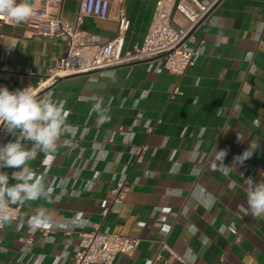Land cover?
<instances>
[{
    "label": "crops",
    "instance_id": "1",
    "mask_svg": "<svg viewBox=\"0 0 264 264\" xmlns=\"http://www.w3.org/2000/svg\"><path fill=\"white\" fill-rule=\"evenodd\" d=\"M112 1L110 19L87 18L83 29L106 43L118 36L119 17L126 16L131 23L125 36L127 53L144 42L159 0ZM30 3L34 6L36 0ZM78 9L76 0H60L53 11L74 24ZM214 16L216 25H202L196 31L194 46L205 43L202 56L182 77L158 73V63L150 71L143 63L58 84L55 99L66 101L67 123L75 132L58 140L53 154L56 161L44 177L46 186L55 177L67 179L76 174L77 158L69 155L63 138L85 149L87 160L94 149L108 150V162L101 166L90 194L67 198L71 189L62 181L51 202L40 199L22 204L23 223L43 207L54 226L49 233L37 231L29 246L25 243L26 224L19 230L18 222L6 223L0 241L8 252L0 251V264H19L27 252L35 256L36 264H60V253L72 250L69 243L77 235H64L58 225L80 230L83 226L75 219L77 213H83L91 227L141 240L134 256L119 255L114 264H146L159 253L158 264H264V217L253 219L247 214L245 184L248 177L256 182L264 179V37L257 41L255 35L264 20V0H223ZM31 35L20 26H4L0 34V82L9 80L15 89L36 86L66 52L62 39ZM22 80L24 86L19 87ZM120 127H129L135 139L125 142L117 134L108 145L109 132ZM86 128L90 129L87 136ZM23 144L32 147L31 141ZM221 149L227 150L228 176L220 172V162L215 159ZM248 149L253 154L243 164L235 160ZM118 154L123 158L115 163ZM195 154L197 159L192 161ZM204 154L210 156L202 163ZM44 159L40 152L29 161V167L44 174ZM128 165L132 166L128 176L131 191L124 205L104 219L114 180ZM91 166L89 161L83 179L94 176ZM16 170L4 168L10 177ZM9 183L16 181L10 179ZM166 226L168 233L163 230ZM192 226L196 235L190 231ZM49 238L57 242L47 244ZM162 241L186 263L161 250Z\"/></svg>",
    "mask_w": 264,
    "mask_h": 264
},
{
    "label": "built area",
    "instance_id": "2",
    "mask_svg": "<svg viewBox=\"0 0 264 264\" xmlns=\"http://www.w3.org/2000/svg\"><path fill=\"white\" fill-rule=\"evenodd\" d=\"M60 0H36L33 7L32 16L23 23L16 24L6 16H0V34L4 26H20L31 31V37L36 39H62L66 43L65 54L57 61V63L50 67L46 74L41 76L31 90L42 97L46 94H51L53 100L55 99V89L58 84L68 78L92 75L101 71L119 68L123 66H135L138 64H147L151 71L158 63L157 72H169L170 74L182 77L186 72L195 67L202 56V49H204V42H200L198 46H194L196 41L195 33L202 25H216L214 13L218 9L223 0H159L157 4L156 14L153 23L142 45H136L130 52L124 53L125 36L131 26L130 21L124 15L119 17V34L118 36L106 43H100L95 38L83 29L87 18H96L100 20H107L111 18L112 0H76L79 4V9L76 15V22L70 23L65 20L60 13L54 12V6ZM179 16V17H178ZM257 41L264 37V20L258 24L255 30ZM9 52L6 53V57ZM253 55L249 59L252 60ZM7 86L10 91H15L13 84L9 80L1 81L0 87ZM23 80L19 83V87H23ZM178 90L174 91L177 94ZM90 129L86 128L84 135H89ZM119 134L123 137L125 142H131L135 139V133L129 127H120L117 131L109 132L107 144H111L115 136ZM19 135V133H18ZM15 136L7 133L3 126H0V145L7 144L15 140ZM62 136L59 138L61 139ZM63 145L68 147L69 155H75L78 161L76 166V174L74 177L67 179H60L55 177L52 181L51 187L53 189L62 186L63 182L68 183L71 192L70 196H66V190L63 191L64 198H81L85 194L93 192L101 166L108 162L109 151L106 149H94L89 160L85 159V149L79 148L73 144L70 138H63ZM28 142L27 140L22 143ZM77 150L78 153H77ZM132 151V150H131ZM39 155V153H38ZM37 155V156H38ZM37 156L35 159H37ZM209 154L202 156L201 162L205 163ZM227 156V155H226ZM123 154H118L114 159L115 163H120ZM34 159V160H35ZM197 155H193L192 161H196ZM225 159L223 164H225ZM33 161V160H31ZM56 161V156L44 159L45 171L44 174H49L51 168ZM89 161H91V171L94 173L92 179H83V173L86 170ZM128 165L114 180V187L111 190L113 196L110 205L105 208L102 213L104 219L109 213L115 211L124 205L131 188L128 183V176L131 169ZM230 169V167H228ZM220 170V165L218 167ZM4 171V169H0ZM6 172V171H4ZM228 176L231 172L225 174ZM7 173V172H6ZM63 181V182H62ZM67 187V186H66ZM57 202L56 204H59ZM9 209L13 222L20 224V214L23 206H10ZM75 219L83 226L78 231H72L65 223L58 225V230L62 231L66 236L77 235L69 246L72 248L66 249L60 253V264H68L73 261L74 264H114L119 255L132 257L137 252L141 240L129 236H123L116 233H111L108 230H101L99 226H90L89 219L84 217L83 213H77ZM55 223V221H53ZM215 219L212 221L214 225ZM27 233L25 243L29 246L33 244V236L37 231L45 233L51 232L50 228L37 229L32 232L28 223H23ZM66 225V226H65ZM19 227V230L24 229ZM5 224L0 227V232L4 230ZM165 232H169V227H163ZM233 234L237 235V230L228 226ZM191 233L197 234V229L191 227ZM48 243H56L57 239L50 238L46 241ZM161 250L170 251L179 261L185 262L183 256L173 252L165 241L161 242ZM0 251L7 253L8 248L0 241ZM161 258L160 253L157 256L147 261L146 264H158ZM19 264H36L35 256L30 253L23 255Z\"/></svg>",
    "mask_w": 264,
    "mask_h": 264
},
{
    "label": "clouds",
    "instance_id": "3",
    "mask_svg": "<svg viewBox=\"0 0 264 264\" xmlns=\"http://www.w3.org/2000/svg\"><path fill=\"white\" fill-rule=\"evenodd\" d=\"M33 14L30 0H0V16H6L16 24L26 22ZM66 101L53 100L51 94L42 97L30 87L10 91L7 86L0 87V126L15 136V140L0 145V169H17L11 175L0 171V227L13 221L11 205L24 204L28 201L44 199L52 201L53 187L46 186L45 174H37L29 161L34 160L38 153L43 152L45 158H52L57 150V142L64 134H74L75 129L67 123L68 111ZM19 133V135H18ZM32 142L26 147L22 141ZM248 149L235 160L243 162L252 156ZM227 150L216 152L215 159L220 162V170L227 174L230 169L223 164ZM213 169L216 165L213 164ZM14 180L16 183L10 184ZM248 215L253 219L264 217V179L256 182L252 177L245 179ZM212 202L209 197V204ZM27 223L32 232L54 226L51 217L45 214L43 207L31 215ZM66 226V225H65ZM18 227H23V221Z\"/></svg>",
    "mask_w": 264,
    "mask_h": 264
}]
</instances>
